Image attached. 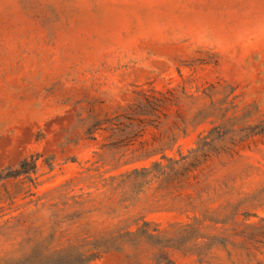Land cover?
I'll return each instance as SVG.
<instances>
[{"label": "rangeland", "instance_id": "obj_1", "mask_svg": "<svg viewBox=\"0 0 264 264\" xmlns=\"http://www.w3.org/2000/svg\"><path fill=\"white\" fill-rule=\"evenodd\" d=\"M37 245L264 264V0H0V264Z\"/></svg>", "mask_w": 264, "mask_h": 264}, {"label": "trees", "instance_id": "obj_2", "mask_svg": "<svg viewBox=\"0 0 264 264\" xmlns=\"http://www.w3.org/2000/svg\"><path fill=\"white\" fill-rule=\"evenodd\" d=\"M148 234L146 231L128 232L129 235L134 237H140ZM78 260L82 263L92 264L93 258L86 256L85 253H79L77 255ZM53 255L50 250L42 246L37 245L34 247L25 257L22 259L21 264H53Z\"/></svg>", "mask_w": 264, "mask_h": 264}]
</instances>
